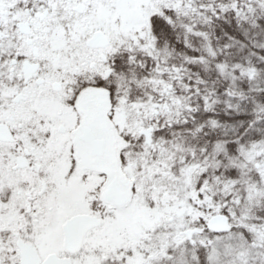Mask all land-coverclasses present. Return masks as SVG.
Here are the masks:
<instances>
[{
	"label": "snow or ice",
	"instance_id": "6c2138e0",
	"mask_svg": "<svg viewBox=\"0 0 264 264\" xmlns=\"http://www.w3.org/2000/svg\"><path fill=\"white\" fill-rule=\"evenodd\" d=\"M0 264H264V0H0Z\"/></svg>",
	"mask_w": 264,
	"mask_h": 264
}]
</instances>
